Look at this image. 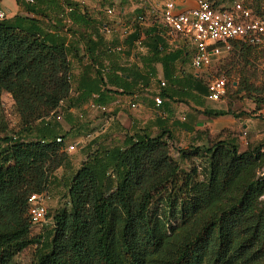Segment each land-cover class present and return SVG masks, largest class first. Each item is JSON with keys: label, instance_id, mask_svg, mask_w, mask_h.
I'll list each match as a JSON object with an SVG mask.
<instances>
[{"label": "trees", "instance_id": "1", "mask_svg": "<svg viewBox=\"0 0 264 264\" xmlns=\"http://www.w3.org/2000/svg\"><path fill=\"white\" fill-rule=\"evenodd\" d=\"M206 1L226 8L242 0ZM253 1L242 2L264 13V0ZM17 2L26 13L0 21V93L14 95L26 126L5 137L0 149V264H15L33 245L34 264H264V177L259 175L264 145L242 152L238 140L228 137L232 131L214 138L204 133L208 143L218 140L180 149V158L192 163L184 169L171 154L172 132L159 122L149 124L125 132L120 146L91 141L76 172L62 180L57 176L70 158L66 149L74 109L89 102L110 104L119 92L112 87L126 94L148 86L156 63L172 85H183L168 68L178 60L189 62L190 49L181 45L168 51L170 37L156 16L143 29L142 8L125 46L130 51L141 41L149 51L143 60L149 67H125L116 50L120 43L108 41L96 27L100 22L80 3ZM255 49L236 45L232 52L249 55ZM192 82V92L182 86L180 96L199 103L208 88L199 77L190 76ZM252 90L258 96L262 92ZM160 95L170 98L165 90ZM61 111L71 129L59 121ZM205 114L243 116L231 110ZM198 161H204L201 171L193 164ZM61 187L67 204L52 215L47 209L42 224L51 220V227L33 237L30 198L46 199Z\"/></svg>", "mask_w": 264, "mask_h": 264}, {"label": "rangeland", "instance_id": "2", "mask_svg": "<svg viewBox=\"0 0 264 264\" xmlns=\"http://www.w3.org/2000/svg\"><path fill=\"white\" fill-rule=\"evenodd\" d=\"M86 1L82 3H85L86 6H88L89 10L91 9V11L93 12H91V15H98L100 11L99 8H102L99 7V4H103L104 2H102V0ZM232 1L234 0H230L229 2ZM242 1L250 5H253L254 3L253 0ZM142 2V0L127 1V3L134 5H140L142 4ZM78 3H80L81 6L85 5L81 2ZM262 4L264 5V1L262 2ZM103 5H105V3ZM118 7H120V5L116 8ZM23 13H26L24 9ZM100 25L101 26L98 28L99 32H105L104 29H106L107 26H102V23ZM100 29H103V31H101ZM83 31L84 30H82V32ZM112 32L113 29L111 28L110 32H105V34H111V37L107 40H113L114 43L117 44L121 43L118 35L114 33L112 34ZM119 33H121V31H119ZM180 66L181 67L179 69V72L181 74L185 72L187 73V71L195 72V69L190 65V61L181 62ZM74 68L76 71L80 70L81 64L77 61H74ZM209 76H211V79L222 76L227 80L226 95L225 97H223L222 101L209 103L221 110H231L235 113H243L241 122H248L249 125H251V128L247 131V134L245 133L244 128L240 127V130L238 132H232V134L228 137H235L238 140L240 151L242 152L250 148H255L261 144L264 145V103L259 102L260 99H264V44L257 47V49L253 50L249 55H240L236 52H232L221 58L219 61H216L208 70L206 69L200 71V79L203 84L207 83ZM256 88L262 90L259 96L252 90ZM147 93L148 92L146 90H143L141 92V94L143 95H146ZM60 113L61 114L59 115H61L62 119L59 121L62 122V124H64L68 129H71L70 125H67V123L64 122L63 111H61ZM72 113L75 117L76 122L75 127L72 129L71 137L68 140L66 149L70 158L67 165L63 168H60L56 172L57 176L61 180L71 177L76 172L78 167H80L82 162L86 159L82 149L88 143L93 140H97L99 142L98 146L106 145V147H110V144L113 146H120L122 145L124 139L123 132L126 131L123 129L122 131H114V134L109 137V135L104 132L105 130L103 128V126H109V124H107V121H109L111 114L107 112H100L98 114V118H96V116H93L94 114L90 112V109H85L84 107L76 108L72 111ZM152 115L155 116L156 113H152ZM110 122L111 120L108 123ZM25 126V122L21 118L18 111V103L14 98V95L10 92L0 93V149L5 146V137L11 136L15 132L22 131ZM154 131L157 132V130L155 129ZM235 135H237L238 137H236ZM180 138H182L184 142L180 141ZM198 138L201 137L197 136V138L193 140L195 141V145H198L200 143V141H197ZM177 139H173V141H171L170 143L171 154L184 169H189L192 163L182 160L180 158L179 151V145L181 143H186L187 141L183 137H179V140ZM217 140L218 139H216V141ZM216 141L213 140L210 141V143L206 142L205 144H202L200 146L206 147V145H212ZM71 145H74L76 147L75 150L69 149ZM203 162L198 161L194 162L193 164L199 165V171H201L204 165ZM65 193V188H53L51 190V196L44 200V205L48 209L50 215L67 204V198H65L64 196ZM50 223L51 220L44 224L35 226L33 229V237L43 235L46 230L50 229ZM36 251V245L29 247L15 258V264H34L36 261Z\"/></svg>", "mask_w": 264, "mask_h": 264}, {"label": "crops", "instance_id": "3", "mask_svg": "<svg viewBox=\"0 0 264 264\" xmlns=\"http://www.w3.org/2000/svg\"><path fill=\"white\" fill-rule=\"evenodd\" d=\"M73 1L82 3L86 0ZM103 1L104 0H102V2ZM127 1L129 0H106V3L104 2L105 5H103L104 3L99 4V7H102L99 8V14H93L92 17L100 22V24L102 23L103 26H107V28L113 29L112 34L114 33L118 35L121 43L116 50L121 53L119 56V62L122 66H134L142 68V70H146V68H148L149 66H145L143 60L145 56L149 55L148 49L141 46V41L136 42L130 51H128L127 47L125 46V41L128 39L133 30L131 24L133 23L137 15L142 14V8L143 10H145V13H143L146 15L143 18V29L150 27L151 23L156 22L151 20L153 16L157 17V22L159 23L160 11L162 10V8L167 3L175 0H150L148 3L143 2L140 5L129 4L127 3ZM176 1L177 9L179 11L196 7V2L194 0ZM119 5L120 7L116 8ZM0 8L8 14V18H13L17 15L24 14L22 7L18 4L17 0H0ZM82 8L83 10L85 9L88 13L91 14L92 11L91 9L89 10L86 4L83 5ZM108 10H112L113 13H107ZM100 24H97L96 27L99 28ZM103 29L100 30L103 31ZM119 31H121V33H119ZM102 34L106 39H109L111 37V34H105V32H103ZM143 39L144 36L141 40ZM167 45L168 50L173 51L177 49V47L181 46L182 42L177 37L170 36V38L167 39ZM181 62L182 61L178 60L168 68L169 74L172 75L174 79L184 80L183 85H177L179 87H177L176 85H172V83L165 78L164 68L161 63L152 64L151 68L153 67L156 69V77L155 79H152L150 84L146 87L140 84L126 94H121L122 90L112 87L114 90H118L119 92L114 96V100L110 104L105 105L107 107V113L111 114L109 118V121L111 120V122L108 123L109 121H107V124H109V126H103L105 130L104 132H106V134L111 137L114 134V131H122L123 129L126 130L123 133L127 131L133 133L134 130L142 129L149 124L156 125L159 122L160 124H164L165 129H169L172 132L174 139L178 138L177 140H179V137H183L184 139H186L187 142L181 143L179 145V149L186 148L189 145H195V141L193 140L197 138V136L201 137L197 139V141H200L198 145L200 146L202 144H205L208 140L207 137L205 135H200L204 133H207L209 138H214L217 137L222 131L227 130L238 132L240 130V127H243L245 133L247 134V131L251 128V125H249L248 122H241V119H235L232 115H206L205 111L221 110L210 104L209 102L212 101H209L206 96L203 97V99L199 103H197V100L181 98V87L184 86L185 91L192 92V87L190 86V84H193V82L188 83V80L190 76L198 77V72L196 70L195 72L187 71V73L185 72L181 74L179 72ZM190 65L192 67L191 60ZM162 81L166 82V86L161 89V92L164 90L167 91L170 98H163V104L160 107H157L152 98V95H150V92L155 90V88H159V85ZM195 85L196 83L194 82L192 86L195 87ZM143 90H146L148 93L146 95L141 94ZM90 103L91 102L87 103L84 108L88 109ZM132 105H136V107L133 108ZM90 112L94 114L93 116H96V118H98V114L102 111L98 109H90ZM152 113H156V115L153 116ZM176 125H178V127H176ZM180 125L188 127L190 129V132L186 131L182 127H179ZM154 129L157 130V127L154 126ZM235 136L238 137L237 135ZM180 141L184 142L182 138H180Z\"/></svg>", "mask_w": 264, "mask_h": 264}, {"label": "built area", "instance_id": "4", "mask_svg": "<svg viewBox=\"0 0 264 264\" xmlns=\"http://www.w3.org/2000/svg\"><path fill=\"white\" fill-rule=\"evenodd\" d=\"M23 1L29 4L35 2V0ZM142 1L148 3L150 0ZM194 1L196 7L182 11L177 9L176 0L167 3L160 11L159 24L169 37H177L182 45L190 49L192 67L198 72V77L200 71L208 70L216 61L230 54L234 46L259 47L264 44V13L256 12L242 1H235L226 8H214L206 0ZM70 12L72 9L66 7V13ZM107 13L113 12L108 10ZM5 19H8V14L0 8V21ZM65 22L68 26L72 25L70 19H66ZM105 32H110V29L106 28ZM210 77L206 83L207 99L220 102L226 95L227 80L222 76L213 79ZM165 86L166 82L162 81L159 88L150 92L157 107L163 104L160 93ZM132 107L135 108L136 105ZM88 109L107 112L106 106H98L93 102L89 104ZM70 150H75V146H71ZM259 175L264 177V167ZM44 200L45 197L42 195H33L29 200L32 204L30 216L34 226L46 220L48 211Z\"/></svg>", "mask_w": 264, "mask_h": 264}]
</instances>
